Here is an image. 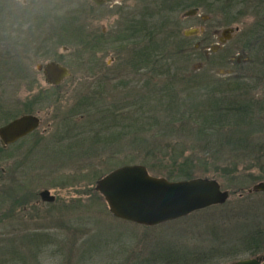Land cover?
<instances>
[{
  "label": "rangeland",
  "instance_id": "374dc122",
  "mask_svg": "<svg viewBox=\"0 0 264 264\" xmlns=\"http://www.w3.org/2000/svg\"><path fill=\"white\" fill-rule=\"evenodd\" d=\"M13 1L23 16L27 15L25 21L31 18V12L36 11L41 15L52 7L54 29L66 16L76 18L77 14L79 23L87 27L88 37L96 35L100 38L102 34L105 40L91 54L72 47L63 49V46L55 50L56 56L62 55L63 65L70 69L71 76L58 90H48L51 95L48 103L37 106L35 114L41 119L37 134L22 141L20 147L23 150L20 152L17 147L10 148L13 159L0 165V258L8 259V253L13 256L15 252L19 255V264H149L154 254L173 264H182V254L203 259L204 264H232L255 256L264 258V192H248L252 186L264 180V159L238 164L237 172L233 175L215 169L212 163L207 170L198 161L189 160L187 149L185 160L177 162L182 167L187 161L186 169L180 170V167L178 171V168L170 167L166 162L157 163L155 171L146 168L151 175L169 181L215 179L222 190L229 193V197L222 205L155 227H144L115 219L102 196L94 190L96 181L110 171L124 165H142L141 162H126L128 157L115 155L116 148L112 143L109 146H94L87 142L88 134H111L116 113L118 124L130 114L147 118L151 115L136 108L143 105V100L149 99L152 90L149 87L155 80L147 71L136 72L126 66L132 51L129 50L130 45L114 43L111 38L120 32L129 16L132 18L134 9L138 14L146 6L150 15L157 9L163 10L162 14L155 13L158 17L153 21L156 24L165 20L170 21L169 24L171 21L179 22L181 31L189 33L192 43L203 32H213L216 38H221V32L232 29V36L225 43L232 47L231 58H185L177 53L172 54L169 63L178 79L183 76V80L189 77L195 80L205 75L200 79L222 82L236 77L243 81L240 78L250 77L245 64L251 63L253 58L242 47L239 33L241 30L245 33L253 31L254 38L259 36L254 30L264 26V0H180L182 5L176 9L177 0H163L166 5L161 0H112L101 8H95L90 0ZM193 7H199V10L195 13ZM80 10L81 14L77 13ZM167 10L171 12L165 13ZM50 18L49 15L48 23L41 30L32 29L29 23L26 28L20 27V32L18 30L14 35L19 40L31 41V34L37 46L36 38L39 35L50 34ZM167 27L165 33L160 35L161 40L169 34ZM170 27L171 24L168 29ZM168 44L162 48L166 50L169 47L168 50L175 52L173 43ZM36 50L25 55L29 57L27 63L32 71H36L37 65L49 61L40 55L44 50ZM4 51V45L0 44V67ZM226 59L228 63H224ZM220 62H223L222 66L217 65ZM256 66L260 64H254L259 69ZM3 74L0 70V100L11 104L12 108H18L17 111L28 97L45 93L42 90H27L24 81L16 85V81L9 76L4 81ZM259 74H262L261 71ZM35 77L38 88H48L42 74ZM251 88L249 96L264 102V79L252 81ZM178 89H182L181 85ZM136 99L141 101L135 104L137 106L117 111ZM73 113L76 116H72ZM121 122L124 125L126 121ZM255 127L256 140L264 142L263 122ZM118 131L119 128H115L113 132ZM35 138L38 145L31 155L25 157ZM191 144L186 143V147H183L190 148ZM137 155H134L135 158L141 160L142 157ZM13 163L20 165V168H13ZM172 169L175 172L169 174ZM11 186L17 189L18 195L8 193L7 196L6 190ZM43 190H49L55 200L51 203L42 201L39 193ZM17 196L29 203L24 207L14 205L11 210ZM34 234H48L53 238L52 243L38 252L36 244L28 242ZM257 246L259 252L247 253L249 247Z\"/></svg>",
  "mask_w": 264,
  "mask_h": 264
},
{
  "label": "trees",
  "instance_id": "16d2710c",
  "mask_svg": "<svg viewBox=\"0 0 264 264\" xmlns=\"http://www.w3.org/2000/svg\"><path fill=\"white\" fill-rule=\"evenodd\" d=\"M161 3L165 4L163 0ZM157 12L164 13L163 10L157 9L148 18L141 15L131 24L128 21L124 22L116 38L119 44H133V48L129 49L132 51L127 58L126 66H130L136 72L147 71L152 80H155V83L149 87L152 89L149 99L143 100V105H135L141 103L136 99L132 104L117 111L137 106L138 111L141 110L144 114L151 113L150 117L130 114L129 117H123L118 124L116 113L113 119L116 122L111 128V134H88L90 137L88 136L87 142L94 146H109L112 143L116 148L115 155L123 154L128 157L129 160L126 162L139 161L150 171H155L157 163L162 162L170 164V167L173 165V168H178L179 171L181 164L178 166L177 162L180 159L185 160L188 150L189 160L198 161L205 169L209 170L208 167L212 163L215 169L233 175L237 172L238 164L264 159V142L256 140L257 131L254 130L255 126L264 120V103L249 96L252 90L251 83L235 78L222 82L200 79L205 75L198 78L200 80H192L190 77L183 80V76L180 79L176 78L177 73L172 70L169 60L172 54H177L178 51L172 52L168 50L169 47L164 50L169 45L168 42L172 43L170 40L173 37L168 34L164 40L160 39V35L165 33L168 26V20L156 24L153 19L158 17L155 15ZM170 12L167 10L165 13ZM77 13L81 14V10ZM38 18L41 19V15ZM60 21L57 27L55 26V48L65 46L84 52L97 50L99 38L87 36L84 25H81L80 19H77V14L76 18L66 16ZM179 85L182 87L181 90L178 89ZM229 94L231 96H228ZM50 96L48 91L41 92L38 95L37 105L46 103L51 99ZM72 116L76 114L73 113ZM121 121L126 122L121 125ZM115 128H119L116 133L113 132ZM190 142L193 145L185 148L186 143ZM136 153H138L137 157H142L141 160L135 158ZM225 162L226 164H222ZM186 165H188L187 161L180 170L186 169L184 167ZM174 172L175 170L172 169L169 174ZM6 193L7 196L8 193L13 196L18 195L17 189L6 190ZM12 203L11 210L14 205L24 207L29 202L17 196ZM52 240L53 238L48 234H34L29 237L28 242L36 244L39 252V249L51 244ZM249 245L253 244L249 243ZM257 252H259L258 246L247 249V253ZM8 255V259L0 258V264L20 263L17 252L13 256L11 253ZM168 255L171 257L170 254ZM152 257V260L148 261L149 264H173L167 259L164 262L156 254ZM181 259L182 264L205 263L203 259L189 258L186 254H182Z\"/></svg>",
  "mask_w": 264,
  "mask_h": 264
},
{
  "label": "flooded vegetation",
  "instance_id": "af4514ba",
  "mask_svg": "<svg viewBox=\"0 0 264 264\" xmlns=\"http://www.w3.org/2000/svg\"><path fill=\"white\" fill-rule=\"evenodd\" d=\"M99 1H101V4L98 5L94 3L93 0H90V2L94 5L95 8H101L109 4V2H111L112 0H99ZM177 1L178 2H176L174 9L180 8V6L182 5V2H179L180 0H177ZM193 8H194L193 10L195 13L199 10V7H193ZM49 10L46 12L44 11L42 12L41 19L38 18L40 16V13L38 15L36 11L31 12V18L25 21V17H27V15L23 16L21 9L16 6L13 0H0V34H1L0 44L4 45V50H5L4 54L1 56L2 65L0 67V70L2 73H4L2 76V79H4V81L7 78V76H9L10 79H14L16 81L17 83L16 85L21 84V83L23 84V81H24L25 84L27 85L26 86L27 90H37L38 92V90H42V91L58 90L59 87L65 82V80L71 76L70 69L63 65L64 60L62 59L63 58L62 55L56 56V53H55L56 48H55V40H54V32H55L54 30L55 29H54V19H53L54 10L52 7ZM146 10H148L147 7L143 6L140 12H138V14H135L136 12L134 9L131 12L132 18L129 16V18L126 19V21H128L131 24L132 22L138 20L141 15H143L144 18H148L150 14H148ZM49 15L51 17L50 18V29H49L50 34H47L45 36H43V34L39 35L36 38L38 42L37 46L35 45V42H33L34 40L31 34H30V36L32 37L31 41H27L24 39L19 40L14 35L15 33H18V30L20 32V27L26 28V24H29V23L32 24V29L34 28V30H41L42 27L46 23H48L47 19L49 20ZM187 19H190V18H187ZM169 22L170 21H168V27L171 24L172 28L170 27L168 29L167 27V32L171 34V36L173 37L170 41L173 43V48H175L176 51H178V55L183 56L185 58L195 57V58H206V59L221 58V57L231 58L232 57L231 56L232 47L229 44L225 45V43L229 42L232 36L231 34L233 31L232 29L227 28L226 30L223 31V33L221 32V38H216L213 32L211 33L203 32V34L200 37H197L198 38L197 41L195 43H192L191 37H188L189 33H185L186 34L185 35L184 32L181 31L182 25H180L179 22L172 23L171 21L170 24ZM81 25H84V24H81ZM86 28L87 27L85 25L84 26L85 32H86ZM235 30H239V29H235ZM254 31H256L257 35H259L257 38H254L252 36L253 31H251V33L250 32L245 33V31L241 30V32L239 33V38H240L239 41L242 43V47H245L247 51L250 53L251 58H253L251 63L246 62L245 64L246 65L245 70L250 71V77L248 79L246 78H243V79L240 78V79L246 82H250V83H252V81H255V80L258 81L259 79H264V26L262 25L261 27H258ZM100 36L101 37L99 38L100 40L99 45H101L102 44L101 42L105 40V38L103 37L104 35L100 34ZM117 36L118 34L111 37L114 43L118 42L116 41ZM28 38H29V35H28ZM18 41H21L23 43H20ZM221 43L222 45H220ZM238 44L240 43L238 42ZM257 44L261 46L258 47ZM130 47L133 48V44H130ZM62 48L67 49L65 46H63ZM19 49H22V51L19 52ZM216 49L218 50L215 52L214 50ZM35 50L37 52H41L42 50H44V52L41 53L40 55L43 56V58H47L49 61L44 64L37 65L36 71H32L29 69V66L27 63V61H29V57L25 55H28V52L32 53ZM81 51L84 52V50H81ZM88 53L91 54L95 52L90 51ZM246 59L248 58L246 57ZM50 62H55L65 67L68 70V76H66L57 85L49 84L46 81V77L43 72L44 66ZM228 62H229L228 59L224 61V63H228ZM256 63L260 64V66H256L259 69L254 67V64ZM214 64H215V61H214ZM217 65L222 66L223 62H220V64H217ZM260 71L262 73L261 75L259 74ZM36 74H42L44 82L46 83L48 88H38V80L35 77ZM38 95L39 94L35 93L31 98L28 97L29 99L27 98L26 101L22 103L21 109L19 108L20 109L19 111H17L18 108H12L11 104H5L3 100L2 101L0 100V128L23 115L37 116L41 124L40 117L37 114H35L38 111L37 109ZM48 102L49 100L46 103ZM260 102H263V101L260 100ZM262 122L264 125V120ZM37 129H35L34 131L28 133V135L18 139L17 141L9 145H4L0 139V165L2 163H8L10 160L13 159V156H12L13 154L9 152L10 148L17 147L18 152L23 150V148L21 149L20 147V145H22V141L30 136L37 134V131H36ZM37 145H38V139L35 138L33 142L31 143V146L28 147L27 149L28 151L27 153H25V157L27 155H31ZM14 163H13V168L15 169L20 168V165L14 164ZM10 189H13V186H11Z\"/></svg>",
  "mask_w": 264,
  "mask_h": 264
},
{
  "label": "water",
  "instance_id": "95a60500",
  "mask_svg": "<svg viewBox=\"0 0 264 264\" xmlns=\"http://www.w3.org/2000/svg\"><path fill=\"white\" fill-rule=\"evenodd\" d=\"M93 1L101 4L99 0ZM43 72L46 81L52 85L68 76V70L55 62L46 64ZM39 124L37 116L23 115L0 128V139L4 145H9L37 129ZM94 190L102 196L115 219L144 227H155L222 205L229 197L215 179L169 181L151 175L140 164L124 165L110 171L96 181ZM248 192H264V180ZM39 197L47 203L55 200L49 190L41 191ZM263 260V256H255L232 264H262Z\"/></svg>",
  "mask_w": 264,
  "mask_h": 264
}]
</instances>
